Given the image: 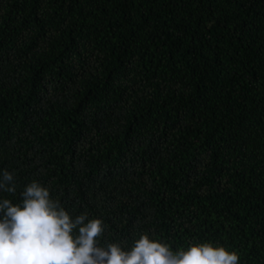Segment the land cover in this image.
I'll list each match as a JSON object with an SVG mask.
<instances>
[{"label":"trees","instance_id":"trees-1","mask_svg":"<svg viewBox=\"0 0 264 264\" xmlns=\"http://www.w3.org/2000/svg\"><path fill=\"white\" fill-rule=\"evenodd\" d=\"M4 170L102 248L264 264V0H0Z\"/></svg>","mask_w":264,"mask_h":264},{"label":"clouds","instance_id":"clouds-1","mask_svg":"<svg viewBox=\"0 0 264 264\" xmlns=\"http://www.w3.org/2000/svg\"><path fill=\"white\" fill-rule=\"evenodd\" d=\"M13 181L14 174L4 170L0 190L14 193ZM22 197V205L7 199L0 203V264H239L238 254L223 246L204 243L174 252L147 234L130 250L116 243L102 248L97 244L105 230L101 219L85 224L87 216L81 214L73 220L36 181L26 186Z\"/></svg>","mask_w":264,"mask_h":264}]
</instances>
